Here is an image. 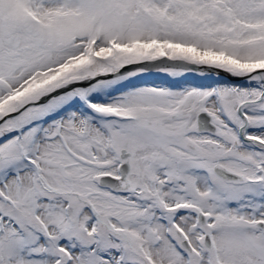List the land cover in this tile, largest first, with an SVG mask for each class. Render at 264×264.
<instances>
[{"label": "snow or ice", "instance_id": "snow-or-ice-1", "mask_svg": "<svg viewBox=\"0 0 264 264\" xmlns=\"http://www.w3.org/2000/svg\"><path fill=\"white\" fill-rule=\"evenodd\" d=\"M0 264H264V0H0Z\"/></svg>", "mask_w": 264, "mask_h": 264}]
</instances>
